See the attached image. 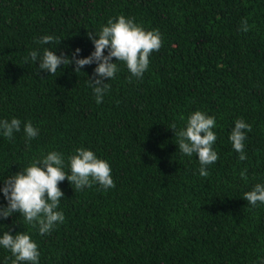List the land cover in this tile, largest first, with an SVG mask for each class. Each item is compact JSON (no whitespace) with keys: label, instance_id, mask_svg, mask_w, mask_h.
<instances>
[{"label":"trees","instance_id":"trees-1","mask_svg":"<svg viewBox=\"0 0 264 264\" xmlns=\"http://www.w3.org/2000/svg\"><path fill=\"white\" fill-rule=\"evenodd\" d=\"M121 15L158 29L162 46L141 79L117 62L99 104L87 83L95 63L51 76L39 61H25L54 47L39 43L45 35L61 40L56 55L79 48L78 58L87 57L94 51L87 31ZM245 19L247 32L239 30ZM197 110L216 120L219 159L207 177L170 129ZM12 118L21 131L11 140L0 133V187L34 158L57 151L67 164L80 147L109 163L115 183L105 191L60 182L65 219L43 236L18 213L0 219V235L24 232L37 243L38 264L264 262V204L243 199L264 184V0H0V120ZM236 119L252 126L244 161L228 139ZM28 121L39 130L31 141ZM10 255L0 246V264Z\"/></svg>","mask_w":264,"mask_h":264},{"label":"clouds","instance_id":"clouds-1","mask_svg":"<svg viewBox=\"0 0 264 264\" xmlns=\"http://www.w3.org/2000/svg\"><path fill=\"white\" fill-rule=\"evenodd\" d=\"M249 28L247 20H242L239 30L247 32ZM87 36L94 46V51L87 57L78 58L79 48L75 49L71 57L63 53L56 55L54 49L61 40L52 35H45L40 38L39 43L51 44L54 47L44 48L42 54L35 50L30 51L25 61L28 59L33 63L39 61V69L47 71L51 76H55L61 66L74 64L73 71L81 72L85 65L95 63L93 73L95 78H88L87 83L94 93L96 103L99 104L110 88L108 82L104 83V80L115 78L119 71L117 62H123L131 76L141 79L148 69L150 55L162 46V37L158 29L145 30L135 23L133 18L122 15L115 20L110 18L106 25L101 26L98 33L87 31ZM105 50L107 55L104 54ZM113 58L116 60L115 63L112 62ZM184 119L181 116V120ZM21 124L18 118H12L10 121L0 120V133L11 140L15 132L21 131ZM215 126L214 116L197 110L187 117L183 128L177 129L175 124L170 127L181 153L189 157L193 155L198 157L200 165L198 171L202 177L209 175L207 166L219 159L213 149L217 139L213 131ZM251 129L252 126L243 119H236L231 128L228 139L233 149L239 153L240 161L247 159L244 141L247 138L246 133L251 132ZM23 132L27 141H31L39 134V130L31 121L23 123ZM65 167L70 169V174L64 171ZM240 177L247 180V169L241 171ZM65 180L74 185L76 190L91 188L93 185H99L105 191L115 187L109 163L97 158L91 150L83 147L75 149L74 154L67 157V164L61 153L50 151L34 158L21 171L3 180L0 193H3L7 206H0V219L18 213L27 224L36 227L40 235L49 234L65 219L63 213L57 210L64 196L58 185ZM243 199L253 207L258 203L264 204V184H255L250 191L243 194ZM3 228L4 225L0 224V229ZM0 246L11 254L5 257V264L39 262L38 245L29 234L17 232L13 235L9 231H3L0 235Z\"/></svg>","mask_w":264,"mask_h":264}]
</instances>
